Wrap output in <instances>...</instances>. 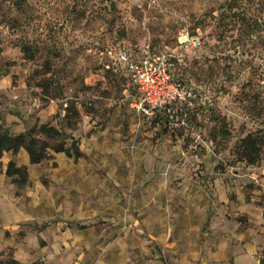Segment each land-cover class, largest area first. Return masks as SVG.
<instances>
[{"label": "rangeland", "instance_id": "374dc122", "mask_svg": "<svg viewBox=\"0 0 264 264\" xmlns=\"http://www.w3.org/2000/svg\"><path fill=\"white\" fill-rule=\"evenodd\" d=\"M183 31L201 37L181 68L197 98L173 123L145 120L147 145L176 149L175 207L200 227L196 264H264V158L240 156L242 138L264 137V0H0V123L49 150L75 146L85 116L144 122L106 49L176 51Z\"/></svg>", "mask_w": 264, "mask_h": 264}, {"label": "crops", "instance_id": "0c3cea01", "mask_svg": "<svg viewBox=\"0 0 264 264\" xmlns=\"http://www.w3.org/2000/svg\"><path fill=\"white\" fill-rule=\"evenodd\" d=\"M113 116L107 123L99 116L82 118L79 154L49 149L33 163L25 147L4 152L0 258L6 260L0 264L198 262L195 214L187 205L183 213L175 207L181 168L172 159L176 149L147 145L143 123L152 117L140 115L144 122L133 123L129 111ZM134 132L140 133L137 142ZM11 160L28 168L21 188L7 174Z\"/></svg>", "mask_w": 264, "mask_h": 264}, {"label": "built area", "instance_id": "2783aa9c", "mask_svg": "<svg viewBox=\"0 0 264 264\" xmlns=\"http://www.w3.org/2000/svg\"><path fill=\"white\" fill-rule=\"evenodd\" d=\"M179 50L154 51L150 47L142 53L132 52L126 45L117 49L109 47L106 55L123 68L137 90L134 108L140 115L153 117L168 107L169 116L176 119L177 111L184 104H192L197 93L179 74L185 63L184 51L201 45V37L183 31ZM110 68L111 64H107ZM181 124V123H180Z\"/></svg>", "mask_w": 264, "mask_h": 264}, {"label": "trees", "instance_id": "16d2710c", "mask_svg": "<svg viewBox=\"0 0 264 264\" xmlns=\"http://www.w3.org/2000/svg\"><path fill=\"white\" fill-rule=\"evenodd\" d=\"M26 54H28V52ZM113 67H117L121 70L123 69L118 63L111 61L110 68ZM179 74L182 77L181 70H179ZM162 115L165 116V119L169 123H173V121L176 120L170 118L168 107L159 110L157 114L152 118L153 120L154 119L156 120L160 116L162 117ZM35 142H36L35 139H33L28 132L13 135L12 133L9 132L8 128L4 127L0 123V159L2 158L5 151L13 150L16 152L21 147H25L30 153L31 161L33 163L40 162L47 157L48 150L44 148L43 149L37 148ZM72 148L76 154H79V149L77 147L67 146L64 143L57 145L55 147V150L66 151L68 154H71ZM263 148H264V137L259 133H250L241 139L240 156L243 159H245L248 163L253 164L259 162L261 159L264 158L262 154ZM7 172H8L7 174L12 177V181L18 186V188L23 187L27 183L28 168L26 165H17L15 161L11 160L8 163ZM15 262L16 260H11L10 263L13 264Z\"/></svg>", "mask_w": 264, "mask_h": 264}]
</instances>
